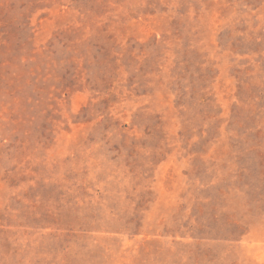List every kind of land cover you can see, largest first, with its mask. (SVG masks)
I'll use <instances>...</instances> for the list:
<instances>
[{
	"label": "rangeland",
	"instance_id": "374dc122",
	"mask_svg": "<svg viewBox=\"0 0 264 264\" xmlns=\"http://www.w3.org/2000/svg\"><path fill=\"white\" fill-rule=\"evenodd\" d=\"M0 264H264V0H0Z\"/></svg>",
	"mask_w": 264,
	"mask_h": 264
}]
</instances>
